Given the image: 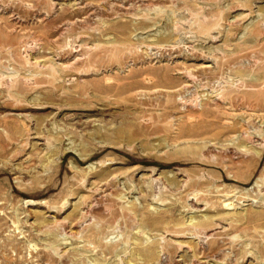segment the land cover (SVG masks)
<instances>
[{
    "label": "rangeland",
    "instance_id": "1",
    "mask_svg": "<svg viewBox=\"0 0 264 264\" xmlns=\"http://www.w3.org/2000/svg\"><path fill=\"white\" fill-rule=\"evenodd\" d=\"M0 264H264V0H0Z\"/></svg>",
    "mask_w": 264,
    "mask_h": 264
}]
</instances>
